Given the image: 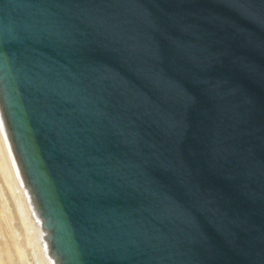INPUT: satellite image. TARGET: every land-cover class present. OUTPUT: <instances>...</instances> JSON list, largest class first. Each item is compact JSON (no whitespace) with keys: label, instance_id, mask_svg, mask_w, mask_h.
Listing matches in <instances>:
<instances>
[{"label":"water","instance_id":"obj_1","mask_svg":"<svg viewBox=\"0 0 264 264\" xmlns=\"http://www.w3.org/2000/svg\"><path fill=\"white\" fill-rule=\"evenodd\" d=\"M0 102L59 264H264V0H0Z\"/></svg>","mask_w":264,"mask_h":264},{"label":"bare ground","instance_id":"obj_2","mask_svg":"<svg viewBox=\"0 0 264 264\" xmlns=\"http://www.w3.org/2000/svg\"><path fill=\"white\" fill-rule=\"evenodd\" d=\"M0 264H59L0 102Z\"/></svg>","mask_w":264,"mask_h":264}]
</instances>
